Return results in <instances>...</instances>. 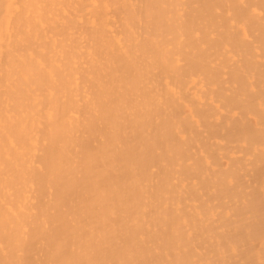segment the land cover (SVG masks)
<instances>
[{"label":"bare ground","instance_id":"1","mask_svg":"<svg viewBox=\"0 0 264 264\" xmlns=\"http://www.w3.org/2000/svg\"><path fill=\"white\" fill-rule=\"evenodd\" d=\"M264 264V0H0V264Z\"/></svg>","mask_w":264,"mask_h":264},{"label":"snow or ice","instance_id":"2","mask_svg":"<svg viewBox=\"0 0 264 264\" xmlns=\"http://www.w3.org/2000/svg\"><path fill=\"white\" fill-rule=\"evenodd\" d=\"M54 264H115V262H107V261H87V262L57 261V262H54ZM119 264H154V262L127 260V261H121V262H119ZM178 264H184V262H178Z\"/></svg>","mask_w":264,"mask_h":264}]
</instances>
